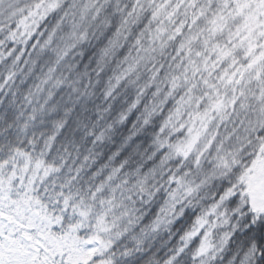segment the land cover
I'll return each mask as SVG.
<instances>
[{"label":"snow or ice","instance_id":"obj_1","mask_svg":"<svg viewBox=\"0 0 264 264\" xmlns=\"http://www.w3.org/2000/svg\"><path fill=\"white\" fill-rule=\"evenodd\" d=\"M225 259L264 264V0H0V264Z\"/></svg>","mask_w":264,"mask_h":264},{"label":"trees","instance_id":"obj_2","mask_svg":"<svg viewBox=\"0 0 264 264\" xmlns=\"http://www.w3.org/2000/svg\"><path fill=\"white\" fill-rule=\"evenodd\" d=\"M225 255H226V253H225ZM220 264H227L226 259H225V260H222V261L220 262Z\"/></svg>","mask_w":264,"mask_h":264}]
</instances>
